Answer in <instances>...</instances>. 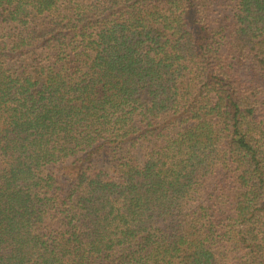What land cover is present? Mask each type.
<instances>
[{"label":"trees","instance_id":"trees-1","mask_svg":"<svg viewBox=\"0 0 264 264\" xmlns=\"http://www.w3.org/2000/svg\"><path fill=\"white\" fill-rule=\"evenodd\" d=\"M0 264H264V0H0Z\"/></svg>","mask_w":264,"mask_h":264}]
</instances>
